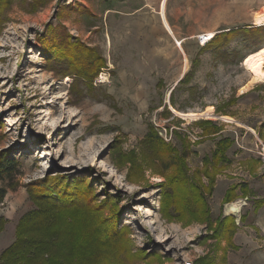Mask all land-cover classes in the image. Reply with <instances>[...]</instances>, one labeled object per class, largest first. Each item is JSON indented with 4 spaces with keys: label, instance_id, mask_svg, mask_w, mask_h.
<instances>
[{
    "label": "rangeland",
    "instance_id": "1",
    "mask_svg": "<svg viewBox=\"0 0 264 264\" xmlns=\"http://www.w3.org/2000/svg\"><path fill=\"white\" fill-rule=\"evenodd\" d=\"M124 1L51 0L37 10L16 1L1 14L0 152L18 162L20 174L0 182L8 191L0 255L23 215L46 206L28 186L59 178L87 180L89 204L107 202L98 208L106 219L119 212L122 252L98 257L102 264H264V205L257 207L264 200V78L244 66L264 49V33L242 30L222 54L200 50L197 39L259 27L254 14L264 0H170L167 16L179 34L202 30L184 51L160 37L153 10L141 14L153 27L143 36L138 16L102 15L101 7ZM68 39L106 61L92 87L46 52ZM223 139L229 147L218 152ZM26 237L46 243L55 260L74 250L50 231Z\"/></svg>",
    "mask_w": 264,
    "mask_h": 264
},
{
    "label": "trees",
    "instance_id": "2",
    "mask_svg": "<svg viewBox=\"0 0 264 264\" xmlns=\"http://www.w3.org/2000/svg\"><path fill=\"white\" fill-rule=\"evenodd\" d=\"M16 1L27 2L33 10H37L47 5L51 0H0V20L3 10L11 7ZM242 30H255L252 37L256 38L264 33V26L218 33L202 50L215 48L218 54H222L223 48L228 47V44ZM68 38L71 37L68 36ZM53 43L55 46L46 48L50 58L55 62H69L71 72H75V75L87 82V86L92 87L93 80L107 66L106 61L100 57L97 50L89 46L86 47V50L81 49L82 45H77L71 42L70 39L66 40V43L61 46L56 44L55 41ZM159 140L161 141V138L155 134L154 141L159 142ZM229 143V139L220 141L218 152L225 151L229 147ZM18 166L17 161L8 159L7 154L0 152V182H9L14 176L20 174ZM179 180L172 178L169 181L173 190L177 188V183L180 184ZM87 184V180H77L70 184L59 178H48L45 181L35 182L28 186V191L34 201H42L46 206L39 204L23 215L18 224L16 239L1 253L0 264H102L105 260L99 262L100 257H109L114 249L116 255L118 250L122 252L121 249L116 247V237L120 233L117 224L119 212L114 210L113 214L106 219L98 208L107 202L91 206L89 197L92 191L88 189ZM166 186V190L169 191L168 184ZM7 192V188L0 185V202L5 199ZM257 204V207L260 208L264 205V200L257 201ZM87 212L89 216H87ZM232 222L235 223V218L229 217V225ZM0 224H4V218L1 216ZM47 227L50 230H46ZM44 230L50 231V235L65 246L72 245L73 252L70 251L71 254L61 258V261L50 256L46 257L47 244L42 242L33 243L31 240L37 239L34 235L29 237L31 240L26 237L31 231L44 232ZM91 249L94 252L87 254Z\"/></svg>",
    "mask_w": 264,
    "mask_h": 264
},
{
    "label": "crops",
    "instance_id": "3",
    "mask_svg": "<svg viewBox=\"0 0 264 264\" xmlns=\"http://www.w3.org/2000/svg\"><path fill=\"white\" fill-rule=\"evenodd\" d=\"M130 2H126L124 1V5L122 8H120L121 5L117 4L115 8L113 7H101V10H102V15H105V17L109 14H116L117 16L119 15H122L127 17L128 15H131V17L133 16H138L139 19L135 20L136 22H138L137 24H139V27H141V29L143 30H140L138 31V35L140 36H143L145 34H147L146 30L148 31H152L153 27L149 24V21L146 19V17H143V14L144 12L148 11V10H153L155 11L159 16H160V23H161V29L160 30H157V33L160 34V37H164V41H171V39L174 40V43L175 45L180 48V50H183V47L182 45H188L189 43H192V41L195 39V37L197 35H199L201 31H193L192 33H186V34H183V33H180L179 34V25L177 23H175L174 21H172L170 18H168L169 16L168 15V7H169V2L170 0H144V1H141V2H136V3H140L137 7H135L136 3L131 2V0H129ZM177 0H174V3H176ZM121 4V3H120ZM128 4V5H127ZM133 6V7H132ZM163 7L165 8V18L172 30V33L170 34V32L168 31V29L166 28V25H165V22L162 18V10H163ZM129 9V11H126L124 12L125 9ZM117 16H115V18H118ZM130 17V16H129ZM131 20V18H130ZM131 29H132V32L134 33V30H133V27L134 26H137L136 24H133V22L131 23ZM157 28L156 26L154 27V29ZM156 30V29H155ZM145 31V33H144ZM180 44L178 45L177 43ZM181 45V46H180ZM203 48V47H202ZM259 49V48H258ZM202 50V49H200ZM185 54V52H184ZM185 57H188L187 54H185ZM187 60V58H186Z\"/></svg>",
    "mask_w": 264,
    "mask_h": 264
},
{
    "label": "bare ground",
    "instance_id": "4",
    "mask_svg": "<svg viewBox=\"0 0 264 264\" xmlns=\"http://www.w3.org/2000/svg\"><path fill=\"white\" fill-rule=\"evenodd\" d=\"M165 8L163 7L162 10V18L165 22L166 28L168 29V31L170 32V34L172 33V30L165 18ZM254 22L257 26H264V10L260 13H256L254 14ZM207 36V38L211 41L215 34L214 33H209V34H205ZM177 44H180L177 43ZM181 46V45H180ZM244 66L247 68L248 72H250L255 80H261L262 78H264V49H260L256 52H253L251 54H249L246 58H245V62H244ZM174 111V110H173ZM175 112V111H174ZM177 113V112H175ZM180 114V113H179ZM181 115V114H180ZM185 117H195V114H182ZM197 116V115H196ZM230 209L231 211H238L239 210V204L238 203H234L232 205H230Z\"/></svg>",
    "mask_w": 264,
    "mask_h": 264
},
{
    "label": "built area",
    "instance_id": "5",
    "mask_svg": "<svg viewBox=\"0 0 264 264\" xmlns=\"http://www.w3.org/2000/svg\"><path fill=\"white\" fill-rule=\"evenodd\" d=\"M198 42H199V44L201 45V46H204V45H206L208 42H210V40L207 38V36L206 35H200V36H198Z\"/></svg>",
    "mask_w": 264,
    "mask_h": 264
}]
</instances>
